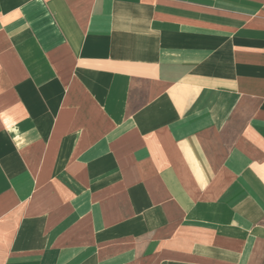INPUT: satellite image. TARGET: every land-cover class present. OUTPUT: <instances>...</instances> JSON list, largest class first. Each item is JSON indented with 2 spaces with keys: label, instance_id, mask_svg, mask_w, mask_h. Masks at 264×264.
I'll list each match as a JSON object with an SVG mask.
<instances>
[{
  "label": "crops",
  "instance_id": "crops-1",
  "mask_svg": "<svg viewBox=\"0 0 264 264\" xmlns=\"http://www.w3.org/2000/svg\"><path fill=\"white\" fill-rule=\"evenodd\" d=\"M0 264H264V0H0Z\"/></svg>",
  "mask_w": 264,
  "mask_h": 264
}]
</instances>
